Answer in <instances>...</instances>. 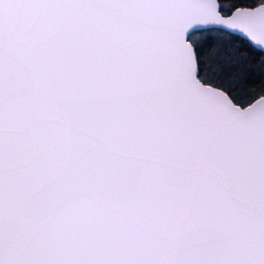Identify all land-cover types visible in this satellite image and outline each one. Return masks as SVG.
Returning a JSON list of instances; mask_svg holds the SVG:
<instances>
[{
	"label": "snow or ice",
	"instance_id": "obj_1",
	"mask_svg": "<svg viewBox=\"0 0 264 264\" xmlns=\"http://www.w3.org/2000/svg\"><path fill=\"white\" fill-rule=\"evenodd\" d=\"M0 264H264V0H0Z\"/></svg>",
	"mask_w": 264,
	"mask_h": 264
}]
</instances>
